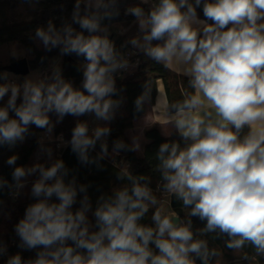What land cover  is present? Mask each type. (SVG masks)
<instances>
[{"label":"clouds","instance_id":"clouds-1","mask_svg":"<svg viewBox=\"0 0 264 264\" xmlns=\"http://www.w3.org/2000/svg\"><path fill=\"white\" fill-rule=\"evenodd\" d=\"M121 16L134 19L125 26ZM53 19L30 39L75 56L82 80L74 86L58 62L23 78L0 70V154L24 144L33 128L44 132L35 162L18 165L13 152L5 161L11 181L0 174V216L5 193L29 200L15 239L0 225V264H220L222 252L204 238L210 234L227 237L225 247L242 260L246 246L264 257V0H73L70 19L60 17L59 27ZM113 30L127 36L119 47ZM141 54L186 79L181 100H164L163 122L180 139L159 145L155 190L151 177L114 165L119 185H95L93 200V183H79L78 168L45 143L70 147L79 165L97 171L121 152L140 151L136 140L115 139L110 156L109 138L125 102L117 80ZM142 87L134 115L160 104L158 88ZM69 116L77 118L70 140L54 137ZM192 218L203 227L194 229Z\"/></svg>","mask_w":264,"mask_h":264},{"label":"trees","instance_id":"trees-1","mask_svg":"<svg viewBox=\"0 0 264 264\" xmlns=\"http://www.w3.org/2000/svg\"><path fill=\"white\" fill-rule=\"evenodd\" d=\"M62 5L63 10L61 7ZM21 6L36 7L38 9L39 16L30 23L22 24L23 26L10 23L7 14L9 12L19 11ZM72 8L73 0H40L39 3L34 4L22 3L21 0H0V45L15 42L21 43L27 50L31 49L30 53L32 58L28 61L31 71L46 68L53 59L59 57V49H53L51 52L45 51L44 49H37L35 41L30 39V35H34L36 27H46L48 20L52 18H56L53 19V23L59 27L61 23L60 17L70 19ZM198 12H200L199 9ZM133 19V17L125 18L121 16V20L125 21V23H131ZM118 43H120V40ZM139 56L141 64L138 72L134 76H127L123 80H117L118 88L121 86H125L126 88V90L121 93V95L125 98V102L117 111L116 119L111 123L112 134L109 138L110 156L112 140L123 139L126 143L131 145L126 133L127 131L133 129L135 120L142 117L147 110V105H145V111L143 113L134 115V101L143 91L142 85L146 81L152 84L155 88H158V81H161L165 88L167 100L173 102L181 100L182 92L187 89V82L185 78L177 75L173 71L166 70L162 65L148 60L142 54ZM42 57L45 58L43 61H41ZM77 67L78 61L75 56H63V74L66 79L73 81L74 86L78 87L82 80V74L77 71ZM0 70H3V66L1 64ZM156 95V91H153L154 100ZM54 118L55 117H53V119ZM76 119L77 118L70 116L66 117L61 124L56 125L53 134L55 136L63 134L65 140H70L71 130L75 125ZM32 131L35 135L30 136L24 144L13 149L19 151L18 154L20 158L17 161L18 165H30L32 157L38 151L39 146L37 141L40 135L44 132L41 129L35 128H33ZM145 137L149 143L144 148L143 157H138L136 152H121L117 157L102 161V163L106 166L105 171H97L95 167L91 165H79L75 155L71 152L70 147H65L60 153L59 158H62L65 161L66 166L70 169L78 168L79 171L77 178L79 183H93V187L89 189V194L93 200H95L98 195L95 190V185H102L104 191H108L112 185H119L120 182L116 180V177L113 174L114 165L116 167L130 166V169L134 174H143L151 177V186L155 190L156 184L160 182V174L154 170L157 163L155 154L158 151L159 145L164 142L179 141L180 138L174 132L169 138H164L156 128L149 130ZM96 151H99L98 145ZM9 153L10 151L4 149L2 154H0V174L11 181L12 168L7 166V164L2 161L5 155ZM94 154L95 153H93V155ZM3 199L5 201V206L3 209V215L0 216V225L3 226L5 238L10 239L11 237H15L13 232L14 225L20 218H22L27 202H12L7 193L4 194ZM172 207L175 211L179 212L182 217L184 216L180 202L174 201ZM192 219L194 229L203 227V223L198 219ZM147 222L150 223V213L147 218ZM214 235L215 234H210L204 238L208 239L210 247L217 248L218 250H224L226 252V264H264V257H256L254 249L251 246H246L244 249V252L248 254L249 258L247 260H242L240 258V254L239 256H234L232 255L233 251L225 247V240L227 237L213 240L212 236ZM16 251H18V249H16L15 252ZM23 255L25 258L29 256L34 257V253L25 252ZM197 264H200V262L197 261Z\"/></svg>","mask_w":264,"mask_h":264},{"label":"rangeland","instance_id":"rangeland-1","mask_svg":"<svg viewBox=\"0 0 264 264\" xmlns=\"http://www.w3.org/2000/svg\"><path fill=\"white\" fill-rule=\"evenodd\" d=\"M7 15H8V19H9L10 23H12L14 25L18 24L19 26H23L22 24H27V23L32 22V20H35V18H37L39 16V12H38V9L36 7H34V6H27V7L26 6H21L19 11H17V12H9ZM38 43H39L38 41H35V45H36L37 49L43 50V47L42 46H38ZM13 54L18 56L19 58L18 59L14 58ZM31 58H32L31 53L21 43L15 42V43H7V44L0 45V64L3 67L9 66L13 62H16V61L22 60V59H27L29 61ZM54 62H58L60 64V66L62 67L63 57L59 56V57L53 59L48 64V66L46 68L40 69L39 71L40 72L48 71L50 69V66ZM31 72H35V71H31ZM43 135H44V133H42L40 135V137L43 136ZM45 146L46 147L51 146L54 149V157H59V152L55 148L54 144L49 145L46 142ZM13 152L18 153L19 151L18 150L11 151L9 154L5 155V157L3 158L2 161L5 163V161L8 158V156L12 155ZM38 155H39V152L37 151L34 154V156L32 157L31 163H33V162H35L37 160ZM40 159L43 160L45 158L43 156H41ZM17 201L18 202H24V203L25 202H27V203L29 202L27 197H22L21 199H19ZM17 201H15V202H17ZM12 202H14V201H12ZM220 251L222 252V256L219 258V262H220V264H226V260H227V258L225 256L226 252L224 250H220ZM232 255L239 256V253H234L233 252Z\"/></svg>","mask_w":264,"mask_h":264},{"label":"crops","instance_id":"crops-1","mask_svg":"<svg viewBox=\"0 0 264 264\" xmlns=\"http://www.w3.org/2000/svg\"><path fill=\"white\" fill-rule=\"evenodd\" d=\"M129 24L130 23H125V26H128ZM135 32H136V27L132 26L127 36H131L135 34ZM127 36H121L117 38L115 37V32H114L112 38H114L116 41L120 40V44H121L127 38ZM128 48L131 49V46L129 45ZM158 90H159L160 104L155 109H153L148 104H146L147 110L145 114L139 119L135 120L133 129L127 131L126 133V136L129 139L130 143H132L133 140H136L140 143L141 145L140 151L136 152L137 156L140 158L143 157L144 148L149 143V141L145 137L146 133L149 130L153 128L158 129L160 134L164 138H169L174 132L172 125L165 124L163 122L164 121L163 113L165 111L164 100L167 99V96L165 93V88L161 81H158Z\"/></svg>","mask_w":264,"mask_h":264},{"label":"water","instance_id":"water-1","mask_svg":"<svg viewBox=\"0 0 264 264\" xmlns=\"http://www.w3.org/2000/svg\"><path fill=\"white\" fill-rule=\"evenodd\" d=\"M4 71H8L10 73H13L17 76L24 77L27 76L30 72V66L27 59L18 60L16 62H13L9 66L3 67Z\"/></svg>","mask_w":264,"mask_h":264},{"label":"built area","instance_id":"built-area-1","mask_svg":"<svg viewBox=\"0 0 264 264\" xmlns=\"http://www.w3.org/2000/svg\"><path fill=\"white\" fill-rule=\"evenodd\" d=\"M116 44H117V47H119V45H120V43H118V40L116 41ZM128 50H131V49H129L128 48ZM139 61V64H138V67L136 68V69H134L130 74H125V77H127V76H134L137 72H138V70H139V67H140V64H141V59H140V56L139 55H134V56H132L131 57V61H133V62H135V61ZM118 80H120V79H118ZM54 135V134H53ZM59 136V135H58ZM54 137H57V136H55L54 135ZM54 144V146H55V148L57 149V151L59 152V157H60V153L62 152V150L64 149V148H57L56 147V144L55 143H53ZM158 196L160 195V193H156ZM10 198V197H9ZM11 199V198H10ZM13 239H15V237H11L9 240L11 241V240H13ZM17 248L15 247V245L14 244H10V252L11 253H13V252H15V250H16Z\"/></svg>","mask_w":264,"mask_h":264}]
</instances>
